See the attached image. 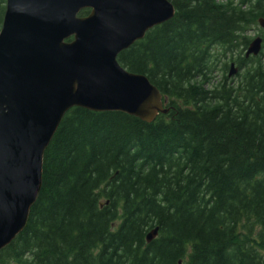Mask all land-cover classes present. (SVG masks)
Instances as JSON below:
<instances>
[{"label":"trees","instance_id":"obj_1","mask_svg":"<svg viewBox=\"0 0 264 264\" xmlns=\"http://www.w3.org/2000/svg\"><path fill=\"white\" fill-rule=\"evenodd\" d=\"M172 2L175 16L119 55L170 111L70 109L0 264H264V0ZM254 27L262 52L246 58Z\"/></svg>","mask_w":264,"mask_h":264},{"label":"water","instance_id":"obj_2","mask_svg":"<svg viewBox=\"0 0 264 264\" xmlns=\"http://www.w3.org/2000/svg\"><path fill=\"white\" fill-rule=\"evenodd\" d=\"M89 10L86 15L82 11ZM172 0H6L0 28V253L25 229L47 147L74 107L145 122L167 99L119 55L175 16ZM264 29V17L259 18ZM71 39V40H69ZM255 37L246 57L257 56ZM238 69L232 63L229 76ZM158 227L147 242L158 236Z\"/></svg>","mask_w":264,"mask_h":264},{"label":"rangeland","instance_id":"obj_3","mask_svg":"<svg viewBox=\"0 0 264 264\" xmlns=\"http://www.w3.org/2000/svg\"><path fill=\"white\" fill-rule=\"evenodd\" d=\"M259 27V26H258ZM260 29V28H259ZM260 32V30L255 29V27L253 28L252 31L249 32V35H251L252 38H254L255 36H257V34Z\"/></svg>","mask_w":264,"mask_h":264}]
</instances>
